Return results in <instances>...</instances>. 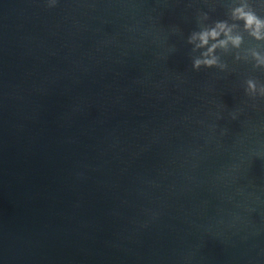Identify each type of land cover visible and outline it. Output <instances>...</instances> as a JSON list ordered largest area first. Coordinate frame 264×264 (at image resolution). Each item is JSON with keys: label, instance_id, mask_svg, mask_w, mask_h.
<instances>
[{"label": "water", "instance_id": "obj_1", "mask_svg": "<svg viewBox=\"0 0 264 264\" xmlns=\"http://www.w3.org/2000/svg\"><path fill=\"white\" fill-rule=\"evenodd\" d=\"M240 5L264 17L0 0V264H264V39ZM218 20L242 43L194 70L188 36Z\"/></svg>", "mask_w": 264, "mask_h": 264}, {"label": "clouds", "instance_id": "obj_2", "mask_svg": "<svg viewBox=\"0 0 264 264\" xmlns=\"http://www.w3.org/2000/svg\"><path fill=\"white\" fill-rule=\"evenodd\" d=\"M233 18L243 22L245 30L249 31V34L257 40L264 39V17L258 15L254 10H246L244 5H240L233 9ZM231 27L225 20H218L215 22L214 27L200 28L198 31H193L187 39V42L193 45L192 51H200L198 56L192 59V68L199 70L201 67L211 68L218 67L225 69L227 65L220 64L219 58L215 55V50L218 47H227V44L231 42L232 45L239 47L242 43L243 37L240 35H231ZM224 33L226 39H217L221 33ZM216 41L209 44V41ZM256 57V67L264 66V56L259 53H254ZM247 88L245 92L247 94L255 95L257 92V80L249 78L247 81ZM260 97H264V84L260 85L259 89Z\"/></svg>", "mask_w": 264, "mask_h": 264}]
</instances>
